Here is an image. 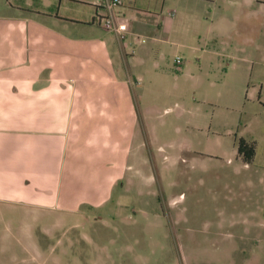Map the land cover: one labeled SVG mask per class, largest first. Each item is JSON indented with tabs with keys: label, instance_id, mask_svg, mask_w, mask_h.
Listing matches in <instances>:
<instances>
[{
	"label": "rangeland",
	"instance_id": "374dc122",
	"mask_svg": "<svg viewBox=\"0 0 264 264\" xmlns=\"http://www.w3.org/2000/svg\"><path fill=\"white\" fill-rule=\"evenodd\" d=\"M59 7L64 20L38 13ZM219 7L169 39L98 28L119 80L134 82L124 87L148 131V165L101 205L42 212L39 248L24 251L22 264H264V59L248 34L237 39L243 24L228 39L218 33L222 17L235 15L234 5ZM80 11L70 0H0V28L89 43L66 30ZM241 138L255 146L251 163L236 156Z\"/></svg>",
	"mask_w": 264,
	"mask_h": 264
},
{
	"label": "crops",
	"instance_id": "0c3cea01",
	"mask_svg": "<svg viewBox=\"0 0 264 264\" xmlns=\"http://www.w3.org/2000/svg\"><path fill=\"white\" fill-rule=\"evenodd\" d=\"M70 2L83 18L69 20L74 25L66 30L93 41L57 43L38 38V29L0 28V264H22L24 251L38 250L34 227L42 212L101 205L148 165V131L124 87L133 89L134 82L119 80L108 45L96 34L104 29L95 18L106 14V0ZM122 2L114 16L129 38L145 32L169 39L176 25L189 33L203 25L198 15L234 5L235 15L222 17L218 33L228 39L243 24L237 39L248 34L264 59V0ZM57 10L38 13L64 20Z\"/></svg>",
	"mask_w": 264,
	"mask_h": 264
},
{
	"label": "built area",
	"instance_id": "2783aa9c",
	"mask_svg": "<svg viewBox=\"0 0 264 264\" xmlns=\"http://www.w3.org/2000/svg\"><path fill=\"white\" fill-rule=\"evenodd\" d=\"M123 4L122 0H106L104 7L106 9L105 15H96V22L103 27L106 31L117 35L120 38H124L127 35L126 25L120 24L115 16L114 11L116 8L121 7ZM177 65H182V60L177 59Z\"/></svg>",
	"mask_w": 264,
	"mask_h": 264
},
{
	"label": "trees",
	"instance_id": "16d2710c",
	"mask_svg": "<svg viewBox=\"0 0 264 264\" xmlns=\"http://www.w3.org/2000/svg\"><path fill=\"white\" fill-rule=\"evenodd\" d=\"M238 154L242 156L247 163H251L256 155L255 146L241 138L238 143Z\"/></svg>",
	"mask_w": 264,
	"mask_h": 264
}]
</instances>
